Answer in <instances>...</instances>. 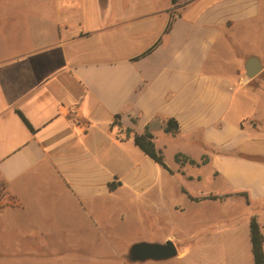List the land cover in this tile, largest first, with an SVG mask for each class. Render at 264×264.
Masks as SVG:
<instances>
[{"label":"crops","instance_id":"0c3cea01","mask_svg":"<svg viewBox=\"0 0 264 264\" xmlns=\"http://www.w3.org/2000/svg\"><path fill=\"white\" fill-rule=\"evenodd\" d=\"M79 1L57 0L60 8ZM89 1L76 29L52 24L51 38L0 55V182L10 197L0 219H11L23 241L0 249V261L59 262L63 248L82 246L73 238L98 230L92 206H104L126 184L122 174L134 171L120 157L151 159L132 136L154 116L178 122L175 133L153 131L157 148L163 134L177 142L175 153L207 156L200 165L174 159L173 174L199 179L197 169L208 166L226 191L247 190L252 208L264 201V85L255 83L264 57L239 52L240 36L260 22L262 0ZM249 56L261 65L252 78L244 70ZM36 205L43 212L27 227L15 224L19 211ZM75 212L87 226L72 222Z\"/></svg>","mask_w":264,"mask_h":264},{"label":"rangeland","instance_id":"374dc122","mask_svg":"<svg viewBox=\"0 0 264 264\" xmlns=\"http://www.w3.org/2000/svg\"><path fill=\"white\" fill-rule=\"evenodd\" d=\"M81 6L89 7L90 1L82 0L77 6L68 4L60 8L57 0H0V55L27 46L30 39L51 38L56 30L52 24L76 29ZM259 7L260 22L240 36V54L257 53L264 57V0ZM28 22L31 29L26 27ZM40 23H44L43 30L37 25ZM22 37L25 38L24 44L20 42ZM255 83L264 85L263 75L256 77ZM252 84L246 85L249 87ZM241 111L246 113L247 110L242 108ZM156 143L162 147L166 164L176 168L174 153L177 142L172 137L159 134ZM120 158L128 169L134 171L122 174L127 179L126 184L112 193L109 199L105 197L104 206L97 203L92 206L94 218L99 221L98 230L91 226L82 229L83 235L73 238L80 240L82 246L71 252L63 248L60 254L63 261L48 264H253L246 235L247 215L251 211L259 222L264 249V201L259 203L256 200L257 207L254 208L239 194L194 201L181 191V183L194 194H222L228 189L225 180L213 177L208 166L197 169L199 179L190 180L181 175L180 170L177 174L179 178H176V174L168 173L145 156L125 152ZM9 200L0 182V203ZM42 208L36 205L32 210L19 211L15 224L27 227L25 220L43 212L39 211ZM72 222L87 226L77 212L72 214ZM13 223L8 218L0 219V229L5 226L3 232L0 230V249L22 241L13 232ZM51 239L55 241L57 238ZM166 239L175 243L178 250L176 256L160 261L129 259L131 244L138 241L164 242ZM0 264L47 263L0 261Z\"/></svg>","mask_w":264,"mask_h":264},{"label":"trees","instance_id":"16d2710c","mask_svg":"<svg viewBox=\"0 0 264 264\" xmlns=\"http://www.w3.org/2000/svg\"><path fill=\"white\" fill-rule=\"evenodd\" d=\"M172 2H175V0H172ZM171 22L172 20L170 18L164 29V32H167L169 30L171 26ZM152 47L153 46L146 49L139 55L133 57L132 59H137L138 57L145 55L152 49ZM18 113L22 118V120L24 121V123L27 125V127L31 131H33L34 130L33 127L26 120L23 114L19 111ZM119 118H120L119 114H115L113 119V124L120 126ZM153 131H162L164 133H175L178 131V122L174 117H168L166 120H162L159 117L154 116L146 123L142 132L140 133L134 132L132 136L135 145H137L146 155H148L151 159H153L163 169L168 171L170 174H173V171L168 167V165L165 162V157L162 153V150L155 146V143L153 141ZM127 133H129V130H127ZM174 159L176 162L180 164L188 163L191 165H200L207 161V156L206 155L202 156L201 160L198 162L182 152H176L174 154ZM175 176L176 178H179L178 175ZM110 185L111 187H113L114 185L113 182ZM180 189L183 193L187 195L189 199L194 201H199L202 199H216L231 194H239L245 197L247 204L250 205L252 202L247 190L225 191L222 194L213 193V192H208L206 194H194L191 193L182 183ZM5 204H7V202L0 203V207H2ZM249 238L251 243L253 264H264L263 235L256 214H252L249 218Z\"/></svg>","mask_w":264,"mask_h":264},{"label":"water","instance_id":"95a60500","mask_svg":"<svg viewBox=\"0 0 264 264\" xmlns=\"http://www.w3.org/2000/svg\"><path fill=\"white\" fill-rule=\"evenodd\" d=\"M261 68L256 56H249L244 63L246 78H252ZM177 247L171 239L164 242L138 241L130 245L128 256L133 261L154 260L160 261L177 255Z\"/></svg>","mask_w":264,"mask_h":264}]
</instances>
